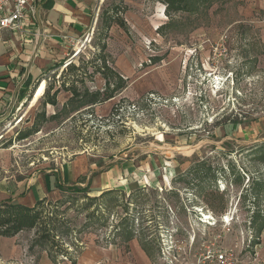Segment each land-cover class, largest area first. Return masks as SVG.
I'll list each match as a JSON object with an SVG mask.
<instances>
[{
    "label": "rangeland",
    "instance_id": "obj_1",
    "mask_svg": "<svg viewBox=\"0 0 264 264\" xmlns=\"http://www.w3.org/2000/svg\"><path fill=\"white\" fill-rule=\"evenodd\" d=\"M89 1L96 18L81 45L85 47L75 59L72 49L42 80L56 90L63 83L71 86L78 75L83 84L76 87L83 98L72 99L62 88L56 110L46 107L47 116L60 113L59 118L26 140L16 139L33 128L42 100L22 123L29 103L2 123L0 177L29 178L37 169H54L82 156L104 167L116 158L138 162L145 169L143 180L161 181L163 188L147 186L129 204L131 192L123 190L97 223L81 211L87 194H65L58 209L69 221L67 244L79 240L86 251L109 255L97 264H114L115 255L125 258L130 252L122 237L104 253L98 245L104 246L129 214L130 224L152 243V264H199L210 247L232 251L244 262L259 257L257 249L264 244V141H224L218 131L264 121V0H213L172 19L158 0ZM112 9L118 10L125 28L110 31L109 65L128 86L102 105L86 106V91L105 87L100 75L90 78L88 63L100 51L94 39L98 20ZM69 62L80 72L66 71ZM165 147L176 151L167 153ZM204 213L213 220L202 218ZM226 215L230 222L223 221ZM31 238L23 234L12 242L0 241V264H47L46 254L39 260L28 253ZM22 245L27 248L22 256L12 252Z\"/></svg>",
    "mask_w": 264,
    "mask_h": 264
},
{
    "label": "crops",
    "instance_id": "obj_2",
    "mask_svg": "<svg viewBox=\"0 0 264 264\" xmlns=\"http://www.w3.org/2000/svg\"><path fill=\"white\" fill-rule=\"evenodd\" d=\"M33 8L34 11L26 15L19 29L0 31V125L32 100L33 92H28L24 98L21 97L24 83L29 79L32 85H36L34 90L37 89L38 82L46 73L65 61L72 49L76 50L83 43L96 18V8L89 0H37ZM262 10L264 11V7ZM101 80L104 84L105 80ZM40 100L36 106L40 104ZM60 103L58 96V106ZM56 108L47 105L48 111ZM21 115L23 118V114ZM52 115L48 114V117ZM218 134L224 141L258 143L264 141V137L260 138V135L264 136V121L237 126L226 125L219 129ZM42 170L37 169L31 177L21 180L1 176L0 203L9 202L32 207L38 200L56 199L61 193L60 189L87 188L91 194L97 196L111 190H127L132 193L146 189L147 186H164L161 181H144L145 169L143 168V172L138 162L122 163L118 162L117 158L104 167L97 165L87 156H82L63 162L57 168ZM146 172H149L148 169ZM129 176L134 181H128ZM16 238L18 237L0 238V241L12 242ZM109 246H98L100 253L105 252ZM125 246L130 251L128 256L123 258L122 253L115 255L114 264H152L137 239ZM86 247L78 257L77 264H82L84 259L89 264H97V259L109 258V255L98 256L95 252L86 251ZM26 249L24 245L15 246L12 252L22 256ZM257 250L258 263L264 264V244ZM43 254H46L44 261L51 262L47 253Z\"/></svg>",
    "mask_w": 264,
    "mask_h": 264
},
{
    "label": "trees",
    "instance_id": "obj_3",
    "mask_svg": "<svg viewBox=\"0 0 264 264\" xmlns=\"http://www.w3.org/2000/svg\"><path fill=\"white\" fill-rule=\"evenodd\" d=\"M158 1L165 4L166 15L172 19L173 16L177 14L193 11L197 8V6L209 3L213 0ZM118 14V10L115 11L112 9L111 14L110 12H105L103 13L101 19L98 20L94 39L97 41L100 51L99 54L94 57L93 61L88 63V65L92 66L90 78L92 79L94 76L100 75L105 80V87L102 91H98L96 93H89V91H86L85 95L89 98L86 106L102 105L121 94L128 86V80L109 65V55L107 52V41L109 40L111 29L114 26L125 28L124 22L119 18ZM160 29L161 28L158 30ZM97 62H100L101 65H98ZM80 68L81 67L77 68L75 64L71 63L67 66L66 71L77 74L80 72ZM45 77L46 76H44L42 80ZM79 82L83 84V80L76 75L71 86L66 87L63 83L61 89L63 88L65 92L71 93L72 99L80 98V96L83 98L76 87ZM35 86L36 85H32V81L28 79L24 83V89L21 91V97H26L28 92L32 93ZM61 89L54 90L52 86H47L44 95L41 98V110L35 118L33 128L25 132H19L16 140L22 141L28 139L29 137L39 133L45 124L59 118L60 113H56L55 115L48 117L46 107L47 105L54 107L58 106V96L61 93ZM68 106L69 104L65 105L64 110L68 108ZM60 190L63 194L60 200L54 202L45 198L43 200H38L32 207L9 202L0 203V238H15L23 234H29L32 237L27 243L28 253L30 255H36L37 259H39L41 255L46 252L48 258L53 264H61V260L67 261L71 264H77L78 257L84 250L85 245L80 243L79 240L74 242L71 240L70 244H67L65 238H69L68 235L71 234L69 221L66 222L64 213H61L58 209V204L64 200V195L67 193L87 194L88 202L84 204L81 203V211L88 213V221H94V223H97L105 218L104 213L107 211L108 206L110 204L117 203L118 195H122L124 192L121 190H111L103 192L97 197H89L91 192L87 188ZM140 190L131 193L129 199L127 200L128 204L133 201V197H135L136 194H140ZM97 203H99L98 206ZM92 208L94 209L91 211ZM129 218H131V216L129 217L128 214L122 221L121 225L114 228L116 231H114L113 237H110L103 245H115V239L117 237H122L121 239H123L122 241L125 244L137 239L143 250L149 258L152 259V243L142 238L139 228L131 225V219ZM124 223L128 224V226ZM263 229L264 227L261 230ZM100 245L101 244L98 246Z\"/></svg>",
    "mask_w": 264,
    "mask_h": 264
},
{
    "label": "built area",
    "instance_id": "obj_4",
    "mask_svg": "<svg viewBox=\"0 0 264 264\" xmlns=\"http://www.w3.org/2000/svg\"><path fill=\"white\" fill-rule=\"evenodd\" d=\"M35 1L37 0H0V31L19 29L26 15H29L30 13H32V11H34L33 7ZM83 47H85V45ZM202 218H206V216L202 215ZM199 264L259 263L257 256L247 258V260L244 262L235 257L232 251H226L220 248L210 247L206 251V256H204V258L199 261Z\"/></svg>",
    "mask_w": 264,
    "mask_h": 264
},
{
    "label": "bare ground",
    "instance_id": "obj_5",
    "mask_svg": "<svg viewBox=\"0 0 264 264\" xmlns=\"http://www.w3.org/2000/svg\"><path fill=\"white\" fill-rule=\"evenodd\" d=\"M91 41V36L89 35V37H88V40H87V42H90ZM85 42V41H84ZM85 44V43H84ZM83 47V46H82ZM82 47L81 46H79V47H77L76 48V55L73 57V59H75L76 57H78L79 55H80V53H81V49H82ZM84 48V47H83ZM72 59V60H73ZM70 63V62H69ZM72 63V62H71ZM70 63V64H71ZM46 88H47V82L46 81H41L40 83H39V86H38V88L35 90V92H34V96H33V98H32V100L30 101V103H29V107L27 108V111H30L31 109H33L36 105H37V103L39 102V100L41 99V97L44 95V92H45V90H46ZM26 115V114H25ZM24 121V116H23V118L21 119V121H20V123H22ZM17 125H19V124H17ZM15 127H17V126H15ZM2 140V137H0V141ZM164 149V151L165 152H167V153H172V152H175L176 150L173 148V147H165V148H163ZM200 211V210H199ZM202 212H204V211H202ZM205 214V213H204ZM204 216H206V218L205 219H207V220H212V217H209L208 216V214H205ZM223 221L226 223V222H230V216L229 215H226V216H224L223 217Z\"/></svg>",
    "mask_w": 264,
    "mask_h": 264
},
{
    "label": "water",
    "instance_id": "obj_6",
    "mask_svg": "<svg viewBox=\"0 0 264 264\" xmlns=\"http://www.w3.org/2000/svg\"><path fill=\"white\" fill-rule=\"evenodd\" d=\"M41 81H42V80H41ZM41 81L38 82V85H39V83H40ZM38 85H37V86H38ZM35 90H36V89H35ZM35 90L33 91V94H34Z\"/></svg>",
    "mask_w": 264,
    "mask_h": 264
}]
</instances>
